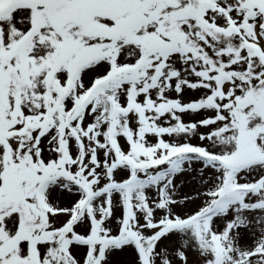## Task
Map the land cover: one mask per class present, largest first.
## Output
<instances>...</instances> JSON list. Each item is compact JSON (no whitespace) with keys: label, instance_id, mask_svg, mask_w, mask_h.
<instances>
[{"label":"snow or ice","instance_id":"6c2138e0","mask_svg":"<svg viewBox=\"0 0 264 264\" xmlns=\"http://www.w3.org/2000/svg\"><path fill=\"white\" fill-rule=\"evenodd\" d=\"M0 264H264V0H0Z\"/></svg>","mask_w":264,"mask_h":264}]
</instances>
